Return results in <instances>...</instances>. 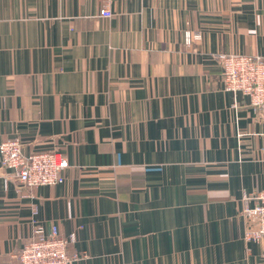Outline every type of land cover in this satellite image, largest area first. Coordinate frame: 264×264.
<instances>
[{
	"label": "crops",
	"instance_id": "0c3cea01",
	"mask_svg": "<svg viewBox=\"0 0 264 264\" xmlns=\"http://www.w3.org/2000/svg\"><path fill=\"white\" fill-rule=\"evenodd\" d=\"M110 4L0 0V143L69 163L30 196L0 169V264L33 211L76 235L72 264H264L239 216L264 188V126L213 59L264 58V0Z\"/></svg>",
	"mask_w": 264,
	"mask_h": 264
},
{
	"label": "built area",
	"instance_id": "2783aa9c",
	"mask_svg": "<svg viewBox=\"0 0 264 264\" xmlns=\"http://www.w3.org/2000/svg\"><path fill=\"white\" fill-rule=\"evenodd\" d=\"M99 1L98 17L112 18L111 0ZM200 40V32H184L186 47ZM213 59L220 68L223 91L248 99L259 123L264 126V58L228 53L214 54ZM68 167L67 159L56 150L26 154L20 139L16 137L0 143V169L9 172V179L16 181L22 196L32 195L33 190L39 187L63 184ZM35 215L33 211L29 217L30 233L21 240V247L14 255L16 264H72L85 258L83 254L70 251L77 242L74 233L64 236L57 225L46 227ZM239 216L244 226L243 240L258 243L264 237V188L244 195Z\"/></svg>",
	"mask_w": 264,
	"mask_h": 264
}]
</instances>
